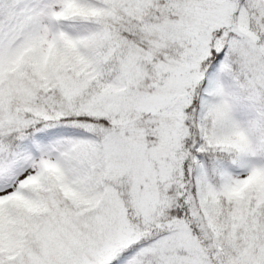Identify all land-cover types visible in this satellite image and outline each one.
Segmentation results:
<instances>
[{"label": "snow or ice", "instance_id": "obj_1", "mask_svg": "<svg viewBox=\"0 0 264 264\" xmlns=\"http://www.w3.org/2000/svg\"><path fill=\"white\" fill-rule=\"evenodd\" d=\"M0 264H264V0H0Z\"/></svg>", "mask_w": 264, "mask_h": 264}]
</instances>
